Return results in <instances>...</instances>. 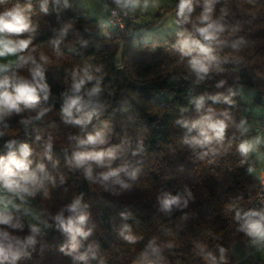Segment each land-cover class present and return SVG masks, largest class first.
I'll return each instance as SVG.
<instances>
[{
  "label": "trees",
  "instance_id": "16d2710c",
  "mask_svg": "<svg viewBox=\"0 0 264 264\" xmlns=\"http://www.w3.org/2000/svg\"><path fill=\"white\" fill-rule=\"evenodd\" d=\"M42 2L0 0V12L17 4L31 3L30 17L36 31L24 55H32L37 61L42 55L47 57L46 80L50 85L48 100H41L39 106L50 111L41 120H32L27 125L21 123L39 110L26 109L6 117L0 124V131L4 133L0 136V155L7 153L5 144L10 140L17 144L28 143L33 149V167L43 163L55 178L54 186L46 182L47 196L41 191L28 199L38 207L41 218L53 226L48 234L42 230L37 243L29 247L27 255L16 264H136L152 240L162 248L163 264H210L205 259L208 252L216 257L218 264H236L241 258L239 243L248 240V236L239 230L235 209L229 206L243 208L259 189V180L249 171L255 167V159L243 157L237 148L253 132V128L248 127L252 117L248 111H243L238 88L250 87L252 102L264 103V0H219L214 18L220 16L222 7L226 8L228 14L223 23L228 28L221 37L224 43L216 51L218 59L213 70L200 82L190 72L188 58L181 56L175 44L178 32L194 34L193 25L202 10L203 0H196L190 22L178 23L176 32L163 38L147 39H142L139 29L158 25L160 13L142 22L138 16V20L126 22L121 31L89 16L80 0H69L67 8L48 0L47 13L41 11ZM105 3L116 7L112 0ZM177 3L178 0H174L168 8L174 15ZM175 18L177 20L176 15ZM68 24L71 28L57 51L51 41ZM241 38L244 43L234 50L231 45ZM29 67L31 65L18 69V74L28 78ZM85 67L101 78L104 108L91 123L81 128L64 122L61 106L62 94L71 87L73 72ZM96 68L101 71L96 72ZM221 80L225 83L218 88L216 85ZM93 83L95 81L86 87L90 88ZM229 89L234 93L231 105L208 101L207 106L217 113L228 111L234 123L226 131L223 146L215 154L200 158L205 149L185 144L186 129L176 121L199 118L200 113L190 102L194 97L218 92L229 95ZM242 119L248 128L243 135L236 127ZM105 122L111 129L108 146L122 147L113 166L127 162L141 169L138 179L130 182L132 187L121 190L117 186L116 194L87 181L82 169H75L67 162L76 150L75 140L70 138L83 137L103 127ZM37 136L41 139L37 140ZM49 137L53 143L51 160L44 151ZM141 144L143 151L133 155ZM100 171L103 169L94 168V175ZM166 191L183 195L188 199L187 207L174 208L170 213L160 211L158 197ZM79 195L88 205V228L92 230L87 240L82 241L80 251L92 246L96 252V258L87 262L74 260L61 251L66 237L50 219ZM121 213H127L128 219ZM17 215L24 227L9 231L24 237L29 234L31 222L22 213ZM124 224L130 226L131 235L137 238L135 243H129L120 235ZM169 244L172 247L166 246ZM221 247L225 249L223 262H220ZM246 264H264V259L257 257Z\"/></svg>",
  "mask_w": 264,
  "mask_h": 264
},
{
  "label": "clouds",
  "instance_id": "9594fccd",
  "mask_svg": "<svg viewBox=\"0 0 264 264\" xmlns=\"http://www.w3.org/2000/svg\"><path fill=\"white\" fill-rule=\"evenodd\" d=\"M56 6L69 7V0H52ZM112 3L123 14L135 12L137 9L147 10L149 0H112ZM219 0H203L202 10L193 25V33L178 32V39L175 46L182 57L188 58V68L196 77V81L205 80L213 70L218 57L216 51L224 41L222 35L228 26L223 23L227 16V9H220V16L214 18L215 6ZM48 0L41 3V11L48 12ZM196 8V0H178L175 15L177 23L190 22ZM31 3L26 5H15L10 9L0 12V58L15 56L16 62L0 63V124L4 123L6 117L12 114H19L24 110H36V115L29 119L22 120L21 123L27 125L32 120H41L50 108L39 107L41 100L47 101L50 95V85L46 80L45 64L47 57L41 56L40 60L32 55H24L32 44V34L36 31L30 13ZM117 14L113 10L112 15ZM71 25H65L59 30V35L51 41L53 47L59 51V46L68 34ZM236 29H233L235 31ZM28 34L27 38H22ZM244 41L241 38L235 41L231 47L238 50ZM26 65L29 67V77L26 78L18 74V69ZM100 72V68H96ZM95 81L90 88L86 85ZM225 82L221 80L216 86L222 87ZM103 88L101 78L94 76L88 67L81 71H74L72 74V84L68 91L64 92L61 114L67 124L86 127L92 119L98 116L104 108L102 100ZM234 95L229 89V95L216 93L214 95L204 94L194 97L190 102L194 104L197 119H180L176 123L186 129L184 143L192 148L205 149L200 153V158L209 153L215 154L225 141L226 131L230 124L234 123L228 111L217 113L207 102L212 104L233 103L231 96ZM6 126V125H5ZM237 129L241 135L248 131L246 121L241 120ZM111 129L107 122L103 127L88 132L83 137H71L75 140L76 150L68 158V164L75 169H82L84 178L87 181L101 185L105 190L117 193V186L121 190L132 187L141 172L139 167H134L130 163H121L113 166L122 151L120 145L108 146ZM4 133L0 131V136ZM37 140L41 138L36 137ZM264 143V139L257 136L253 139L242 140L237 148L243 157L255 152L258 146ZM8 149L5 155H0V192L7 195H0V264H16L18 260L27 255V249L37 243V236L41 235L44 229L53 225L48 220L42 219L27 206L28 198L35 197L38 192L43 191L48 195L46 182L55 185V178L47 171L43 163L33 167V149L28 143H19L15 140L6 142ZM53 149L52 138L49 137L44 144L45 156L52 159ZM143 151L142 144L137 147L133 155ZM241 163H244L242 160ZM94 168L103 169L94 175ZM251 172L252 169L250 168ZM63 182V177H61ZM191 198V192L187 193ZM160 211L170 213L174 208L187 207L188 199L181 194L173 195L170 192H163L158 197ZM88 205L83 203L82 195L76 196L69 204L62 207L50 219L54 222L55 228L66 237V244L61 247V251L73 257L74 260L87 262L96 258V252L92 246L81 252L82 241L87 240L92 230L88 228L90 214L86 211ZM235 209V220L240 222L239 230L245 233L253 245L264 246V207L259 209L251 208L243 210L236 205H230ZM31 216L36 223L29 224V234L20 237L13 235L9 229L22 230L24 225L21 217ZM67 213V215H65ZM124 219H128L127 213H121ZM120 235L129 243H135L137 238L131 235L128 224H124ZM172 247L171 244L166 245ZM220 262L224 261L225 249L220 248ZM203 253V248H201ZM205 259L210 264H218L217 259L211 252L205 254ZM162 248L152 240L141 253L136 264H163Z\"/></svg>",
  "mask_w": 264,
  "mask_h": 264
},
{
  "label": "rangeland",
  "instance_id": "374dc122",
  "mask_svg": "<svg viewBox=\"0 0 264 264\" xmlns=\"http://www.w3.org/2000/svg\"><path fill=\"white\" fill-rule=\"evenodd\" d=\"M174 0H149V7L145 11L143 9H137L135 13L140 17V21H147L152 18L156 13L162 15L158 25L146 27H140L139 32L142 34V39L155 36L157 38H163L166 35H170L176 32L179 28L177 20L174 15V11L168 9L172 7ZM81 6L88 11L89 16L96 17L99 22L105 23L109 28L115 29V25L108 23L105 20V14L107 10V4L105 0H80ZM15 56H9L6 58H0V63H14L16 62ZM240 99L243 103V111H248L251 117L254 119L261 114H264V103L255 104L252 102L253 91L250 87L241 85L239 86ZM255 175V172H252ZM256 177V176H255ZM27 206L37 215H40V211L35 204H27ZM31 223H36L31 216H27ZM41 228L45 234L50 232L51 228ZM238 250L241 252V258L236 264H246L251 262L254 258L264 259V246L253 245L251 239L242 240L239 243Z\"/></svg>",
  "mask_w": 264,
  "mask_h": 264
},
{
  "label": "built area",
  "instance_id": "2783aa9c",
  "mask_svg": "<svg viewBox=\"0 0 264 264\" xmlns=\"http://www.w3.org/2000/svg\"><path fill=\"white\" fill-rule=\"evenodd\" d=\"M113 10H116L117 14L112 15ZM105 19L108 23L115 25L119 30H124L126 22H133L138 20V16L135 13H129L127 15L120 12L116 7L107 6V11L105 14ZM264 128V119H260L257 125L253 128V132H256ZM264 207V177L259 180V189L255 196L242 208L243 210H248L251 208L259 209ZM240 224V222H238Z\"/></svg>",
  "mask_w": 264,
  "mask_h": 264
},
{
  "label": "crops",
  "instance_id": "0c3cea01",
  "mask_svg": "<svg viewBox=\"0 0 264 264\" xmlns=\"http://www.w3.org/2000/svg\"><path fill=\"white\" fill-rule=\"evenodd\" d=\"M260 119H264V114H261L260 116L254 119L251 118L248 123V127L250 129L254 128ZM257 136H260L262 139H264V128H261L256 132H252V134L248 137V139L250 140ZM248 156L255 159L256 165L253 168L252 172H255L254 176H256L258 180H260L262 177H264V143L259 145L258 149L255 152L250 153ZM0 195H7V194L0 192ZM28 199H31V197H29ZM28 204L31 205L33 203L28 202Z\"/></svg>",
  "mask_w": 264,
  "mask_h": 264
}]
</instances>
